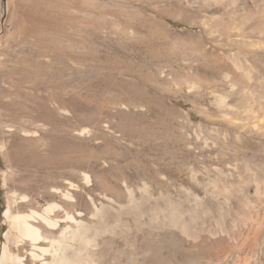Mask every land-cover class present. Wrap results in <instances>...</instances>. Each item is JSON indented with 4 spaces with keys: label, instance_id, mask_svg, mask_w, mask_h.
Masks as SVG:
<instances>
[{
    "label": "rangeland",
    "instance_id": "rangeland-1",
    "mask_svg": "<svg viewBox=\"0 0 264 264\" xmlns=\"http://www.w3.org/2000/svg\"><path fill=\"white\" fill-rule=\"evenodd\" d=\"M238 32L262 41L251 49L264 66V0H0V255L8 230L3 211L16 193L38 207L61 204L81 220L96 261L234 264L255 254L264 263V194L250 190L251 205L229 208L203 189L207 163L229 159L235 142L233 126L205 88L204 52L227 46L226 35ZM106 64L118 71L108 73ZM137 72L144 78L141 93H129L128 106L96 108L101 79L130 83ZM60 80L62 96L76 103L60 118L72 119L68 139L76 134L79 143L55 169L44 163L49 127L32 119L43 110H29L46 95L45 84ZM96 110L110 118L88 124ZM20 144L28 154L16 152ZM73 157L80 161L74 166ZM56 189L72 194L76 207ZM173 210L177 226L169 225ZM231 231L239 236L230 239Z\"/></svg>",
    "mask_w": 264,
    "mask_h": 264
},
{
    "label": "bare ground",
    "instance_id": "bare-ground-1",
    "mask_svg": "<svg viewBox=\"0 0 264 264\" xmlns=\"http://www.w3.org/2000/svg\"><path fill=\"white\" fill-rule=\"evenodd\" d=\"M226 38L227 42L225 43L227 46H222L220 50L205 49L204 59H206V70L204 84L207 91L217 99L222 116L227 118L231 126H233L235 134L232 133V137H235V142L232 141L228 149L231 152L229 159L224 155L215 165L210 164L211 162L207 163L205 171L208 175V182L205 183L203 189L207 192L206 196L220 198L223 200L222 204L224 206L237 208L242 201L248 205L252 204V201L248 197L250 190H254L256 195L264 194V66L260 62L259 56L251 49L262 43L261 40H256L253 34L238 32L235 34H227ZM233 47L236 49L234 52ZM106 65H109V67L104 66V69L108 73L115 70L113 69L114 66L110 64ZM115 71H118V69ZM121 72L131 71L124 69ZM135 76V80L130 83L124 82L123 80L114 81L110 77L101 79L97 85V92L94 94L95 103L98 104L96 108L103 109L105 103L110 102L119 104L124 108L128 106L130 101L127 95L129 93L133 94L134 92L135 94L141 93L140 85L144 81L141 73L137 72ZM42 88L47 92L46 95L42 97L41 101L37 100V104L30 107L29 113L43 110L42 116L37 113L32 119L36 123L40 122L41 125L49 127L46 135L49 139L46 151L48 158L44 163L58 169L69 162L68 157L66 158L63 153H67L68 149H72L73 154H76L77 151L79 142L78 137L76 138L75 136L76 134L74 135L75 137L72 136L68 139L70 133L75 132L72 126V119L60 118V113L66 107H75L76 103L72 98L65 99L62 96L64 83L61 80L59 82L45 84ZM113 92L116 94L120 93L121 98H115V95L114 100H112L113 98H108V94ZM257 92L262 94L258 96ZM119 98L120 103H117ZM125 101L127 104H125ZM97 110L89 115L86 121L88 124L99 125L104 119L110 118L108 115L102 117V110ZM117 115L122 117L125 113L119 112ZM77 118L78 115L74 109L73 119ZM85 132L82 131L80 134ZM253 134L256 135L259 142H253ZM224 148L227 149L225 146ZM28 151V147L24 145L20 144L16 147V152L21 155L28 154ZM230 157H232V160ZM75 158L73 157L70 161V164L73 166L79 161V159L76 161ZM196 189L200 192L199 187ZM55 192L61 193V190L56 189ZM62 195L66 201L73 202L71 205L72 208L76 207L77 200L72 194L65 193ZM19 196L13 193L3 211V222L8 225V230L4 234L5 242L1 249L0 264H27V261L30 264H98L102 262L100 258L99 261L95 259L98 256L97 251H95L96 249L89 248L91 239L87 236L88 227L66 210L64 206L58 203H48L45 207H38L31 203L28 196ZM239 197H242L244 200H241ZM130 198V204L128 206L133 202V198L131 196ZM19 202L27 203L26 209L19 208ZM61 211L64 213V216H60L59 213ZM98 212H96L97 216ZM206 214H208L206 211L202 214L203 221H206ZM77 215L80 217L81 212L78 211ZM176 216V211L173 210L169 216V225H178V219L180 217L177 218ZM196 217L198 218L199 216ZM205 225L202 222L201 229L205 228ZM89 226L91 227V225ZM184 227L182 228L183 232L185 231ZM208 230L210 231V229ZM225 231L228 230L225 229ZM198 234H201V232ZM211 234L214 233L212 232ZM226 234L230 236V239L239 236V233L237 235L234 232H226ZM216 243L218 242L216 241ZM105 244L107 246V241H104ZM11 245L18 250L17 253L12 251ZM254 246L256 247V245ZM254 250H257V248ZM254 250H252V253L256 252ZM106 251H104V254H107ZM20 252H25L26 255H21ZM213 256L215 257L214 254ZM237 258L234 264H264L260 259L255 257V254H251L248 258ZM215 260L217 261L218 259ZM219 260L221 261L222 259ZM222 262L221 264H227L225 261ZM101 264L108 263L103 261ZM170 264L179 263L174 262ZM190 264H202V262L198 260Z\"/></svg>",
    "mask_w": 264,
    "mask_h": 264
}]
</instances>
